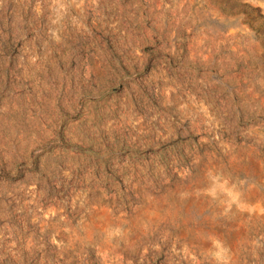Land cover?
Listing matches in <instances>:
<instances>
[{"label": "rangeland", "instance_id": "374dc122", "mask_svg": "<svg viewBox=\"0 0 264 264\" xmlns=\"http://www.w3.org/2000/svg\"><path fill=\"white\" fill-rule=\"evenodd\" d=\"M0 264H264V0H0Z\"/></svg>", "mask_w": 264, "mask_h": 264}]
</instances>
